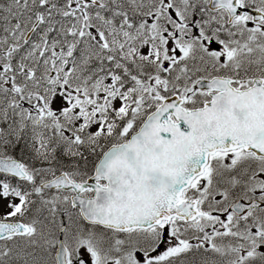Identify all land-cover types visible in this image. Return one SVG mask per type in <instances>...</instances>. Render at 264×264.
<instances>
[{"label": "snow or ice", "instance_id": "obj_1", "mask_svg": "<svg viewBox=\"0 0 264 264\" xmlns=\"http://www.w3.org/2000/svg\"><path fill=\"white\" fill-rule=\"evenodd\" d=\"M0 264H264V0H0Z\"/></svg>", "mask_w": 264, "mask_h": 264}]
</instances>
